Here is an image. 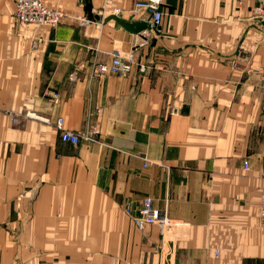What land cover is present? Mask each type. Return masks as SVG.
Masks as SVG:
<instances>
[{
  "label": "crops",
  "instance_id": "crops-1",
  "mask_svg": "<svg viewBox=\"0 0 264 264\" xmlns=\"http://www.w3.org/2000/svg\"><path fill=\"white\" fill-rule=\"evenodd\" d=\"M136 1L44 0L89 23L21 28L0 0V264H264L255 0H160L148 38L94 20ZM115 52L144 71L94 75ZM58 119L98 141L61 142ZM145 197L165 233L125 213Z\"/></svg>",
  "mask_w": 264,
  "mask_h": 264
},
{
  "label": "built area",
  "instance_id": "built-area-1",
  "mask_svg": "<svg viewBox=\"0 0 264 264\" xmlns=\"http://www.w3.org/2000/svg\"><path fill=\"white\" fill-rule=\"evenodd\" d=\"M255 1L257 2V6L253 11V15L264 28V0ZM126 13L132 20L142 19L147 22L148 29L142 32L145 38L157 32L163 18V12L160 9V0L136 1ZM13 19L21 28L29 25L36 27H56L66 20L78 21L79 25L89 23V21L83 18L80 19L73 14H66L60 9L48 7L44 0H15ZM135 67H139L140 72L144 71L142 65L136 64L132 54L122 55L119 52H115L112 54L108 63L96 64L93 68V73L97 76L118 74L130 75ZM74 78H76V74ZM56 129L59 133V140L73 146L81 142L94 143L98 141L99 133L93 127L75 132L65 128L64 121L58 119L56 121ZM244 168H247L246 163H244ZM124 211L126 214H131L132 222L139 231H143L146 227L155 224L163 234L173 225L172 221L165 214H162L154 205L150 197L142 199L135 213H132L131 203L125 204ZM258 214L260 226L264 230V184L260 190ZM214 254L217 256L218 251L216 250Z\"/></svg>",
  "mask_w": 264,
  "mask_h": 264
},
{
  "label": "water",
  "instance_id": "water-1",
  "mask_svg": "<svg viewBox=\"0 0 264 264\" xmlns=\"http://www.w3.org/2000/svg\"><path fill=\"white\" fill-rule=\"evenodd\" d=\"M94 20L102 23H108L110 21H113L116 26L120 27L121 29L125 30L126 32L132 35H138L148 29V24L145 20H126L122 19L121 17L115 14H110L103 17L98 14H95Z\"/></svg>",
  "mask_w": 264,
  "mask_h": 264
},
{
  "label": "rangeland",
  "instance_id": "rangeland-1",
  "mask_svg": "<svg viewBox=\"0 0 264 264\" xmlns=\"http://www.w3.org/2000/svg\"><path fill=\"white\" fill-rule=\"evenodd\" d=\"M255 3H256V4H255V8H256V6H257V2L255 1ZM255 8H254V10H255ZM254 10H253V11H254ZM253 17L255 18L254 15H253ZM255 19H256V18H255ZM257 20H258V19H257ZM258 21H259V20H258Z\"/></svg>",
  "mask_w": 264,
  "mask_h": 264
},
{
  "label": "trees",
  "instance_id": "trees-1",
  "mask_svg": "<svg viewBox=\"0 0 264 264\" xmlns=\"http://www.w3.org/2000/svg\"><path fill=\"white\" fill-rule=\"evenodd\" d=\"M87 1V0H86ZM88 3H86V5H87Z\"/></svg>",
  "mask_w": 264,
  "mask_h": 264
}]
</instances>
